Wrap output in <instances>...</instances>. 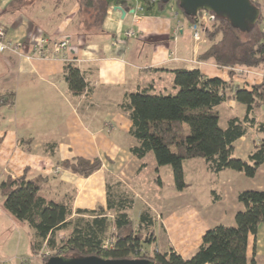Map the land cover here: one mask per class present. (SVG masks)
Listing matches in <instances>:
<instances>
[{"label":"crops","instance_id":"0c3cea01","mask_svg":"<svg viewBox=\"0 0 264 264\" xmlns=\"http://www.w3.org/2000/svg\"><path fill=\"white\" fill-rule=\"evenodd\" d=\"M109 1L106 18L95 31L83 28L82 10L76 0H0V26L10 41L23 45V56L11 52L0 55V93H15L13 108L0 109V182L7 175L20 177L26 169L28 178L40 174L47 179L41 196L54 202L68 200L73 216H77V210L105 207L107 187L113 181L122 187L129 184L138 187L148 180L144 175L145 157L138 158L132 152L139 144L130 134L133 124L121 107L125 95L142 90L150 94H174L170 71L178 69H197L206 78L231 80L247 89L264 77V69L219 68L212 61L200 60L209 43L202 34L198 40L193 38L192 24L179 9L176 11L174 2L163 10L156 4L148 11L149 5L143 0ZM128 31L134 36L127 38ZM41 38L47 40L49 48L66 40L70 51L57 57H37L33 48ZM116 58L127 62L123 69L107 62ZM67 63L83 75L86 89L80 96L73 95L64 80ZM191 65L196 67L188 68ZM216 110L219 124L221 120L225 123L224 127L220 125L222 128L230 118L242 120L246 115V108L234 100L224 102ZM254 117L257 123L264 124V107ZM262 140L264 131L250 128L246 136L233 144L235 157L246 160ZM76 157L98 159L101 167L87 178L58 167L60 162ZM187 162L183 163L185 174L193 175L197 170V174L212 175L202 160ZM154 171L161 187L162 169H157L156 163ZM231 172L213 176L230 180ZM261 189L264 188H258ZM2 200L0 195V219H6L13 227L11 230L24 229L30 236L25 225L3 210ZM235 201L232 213L243 209ZM134 203L139 205L137 200ZM136 205L133 210L139 211ZM139 213L131 216L134 227ZM3 229L0 240L7 242L12 234ZM199 241L188 247L192 249ZM172 250L184 259L192 256L184 255L183 250ZM17 257L19 264H42L32 257L29 243L28 252ZM251 260L264 264V224L249 238L248 261Z\"/></svg>","mask_w":264,"mask_h":264},{"label":"trees","instance_id":"16d2710c","mask_svg":"<svg viewBox=\"0 0 264 264\" xmlns=\"http://www.w3.org/2000/svg\"><path fill=\"white\" fill-rule=\"evenodd\" d=\"M76 1L82 10L83 28L99 30L110 1ZM251 2L260 9L258 2ZM157 5L160 10L167 6ZM261 14L260 10L258 22L249 32H240L227 20L212 14L213 20L203 31L209 46L199 59L212 61L219 68L264 69ZM186 18L190 24L196 21V17ZM170 74L174 94H150L148 90H142L125 95L121 107L133 124L130 134L139 144L132 150L133 154L143 158L144 153H151L157 169L170 168L174 188L179 192L188 188L184 180L185 161L202 160L206 171L212 175L233 171L254 178L264 165V140L255 145L244 161L235 157L233 144L246 136L250 128L264 131V124L257 123L254 117V113L264 107V77L247 89L234 85L231 80L206 78L197 69H178ZM229 76L234 77L232 72ZM64 80L75 96H80L86 89L83 75L71 63L64 67ZM228 100L243 105L246 115L242 120L230 118L222 128L216 108ZM14 101V92L0 93V109L13 108ZM58 167L87 178L100 169L101 162L76 157L60 162ZM46 181L40 174L28 178L26 169L20 177L7 175L0 182L3 210L31 232L32 257L39 256L44 250H55L59 255L52 256L145 259V256L139 257L138 252L143 244L154 242V219L148 209L142 210L134 227L131 219L133 197L122 190L113 191L119 184L107 187L105 207L77 210V217H74L68 200L54 202L41 196ZM157 183L160 185L159 179ZM237 201L243 209L235 214V224L217 225L207 230L191 257L184 259L170 250L156 252L149 260L155 264H255L254 260L248 261L249 238L264 224V191H241ZM62 230H68L69 234L58 243L55 234ZM143 234L147 236L141 238ZM52 256L41 258V263Z\"/></svg>","mask_w":264,"mask_h":264},{"label":"rangeland","instance_id":"374dc122","mask_svg":"<svg viewBox=\"0 0 264 264\" xmlns=\"http://www.w3.org/2000/svg\"><path fill=\"white\" fill-rule=\"evenodd\" d=\"M253 1L258 2L260 7L259 10H261V15H263L262 20L264 21V0ZM175 7L177 9L176 11H179L176 5ZM262 25H264V23H262L260 27H262ZM193 66L194 65L188 66V68H193ZM220 125L224 127L225 123L221 120ZM144 154L147 165L144 175L148 180H146V182L144 181L142 184L139 183L137 185L138 187L134 185L131 186L130 184L129 186L124 185L123 187L119 185V188L113 191L122 190L130 196L133 195V200H137L139 204L136 205V203H134V205L139 207L140 213L145 209L150 211L154 219V228L158 234V238H156L157 234L154 232V242L147 245L143 244L141 248L145 254H141L142 251L138 252L139 257L145 256L143 258L148 260L152 258L156 252L164 253L174 248L180 251L183 250L185 252L184 255H192L201 243V236L207 230L217 225L233 226L235 224L234 216L239 210L236 212L233 211L234 213H232L231 210L234 208L236 203L235 199H237V195L241 191L264 188V165L256 172L257 177L247 178L241 173L231 172V176H229L231 177L230 180L226 179V177L224 179H218V176L197 174V172H199L197 170L193 175L185 171L184 180L188 188L180 192L174 188L170 168H161L162 171L159 176L162 186L160 187L156 182L159 178L156 179L157 172L155 173L154 171V158L151 153ZM197 161L198 160H191V162ZM113 183L115 187L116 183L114 181ZM142 185L144 187H141ZM158 188L161 189V191H159ZM259 191H264V189ZM222 202H224L223 205ZM140 205H142V207H140ZM221 209H224V219L220 217L222 216ZM139 211H134L132 209L131 216L133 213L138 214ZM0 221V225L4 227L3 230L6 229L10 232L9 234H12L9 241L3 242L0 240V264H19V258L17 256L25 255L28 252V243L30 242L31 236H28L24 229L21 230L22 232L11 230L13 227L9 226V222L6 219L1 218ZM1 226L0 231L2 228ZM162 232L168 233L163 234ZM68 234V230H62L55 234V238L59 243L64 240ZM146 236L147 235L143 234L141 238H145ZM195 241H199L198 244L195 246L193 245L192 249L188 247ZM186 250L189 251L186 252ZM38 255L39 256L33 258L42 261L41 258H44L43 255L52 256L59 254L55 250H44ZM32 263L34 262L30 264Z\"/></svg>","mask_w":264,"mask_h":264},{"label":"water","instance_id":"95a60500","mask_svg":"<svg viewBox=\"0 0 264 264\" xmlns=\"http://www.w3.org/2000/svg\"><path fill=\"white\" fill-rule=\"evenodd\" d=\"M145 1V0H143ZM175 1L178 8L188 17H196L199 12H207L227 20L240 32H249L260 17V10L251 0H150L147 1L150 11L157 3L169 4ZM123 14L120 7H116ZM133 12V11H132ZM44 264H155L148 259L108 260L98 257H50Z\"/></svg>","mask_w":264,"mask_h":264},{"label":"built area","instance_id":"2783aa9c","mask_svg":"<svg viewBox=\"0 0 264 264\" xmlns=\"http://www.w3.org/2000/svg\"><path fill=\"white\" fill-rule=\"evenodd\" d=\"M214 16L207 12H199L196 15V21L191 26L192 36L195 40H198L200 35L203 34V31L209 26L210 22L213 20ZM264 23V21H262ZM264 28V25H262ZM264 30V29H263ZM127 38L133 37L134 34L131 31L125 33ZM23 45L21 43L10 41L6 35L3 27L0 26V55L6 53L17 54L18 56L22 55ZM69 43L66 40L59 41L57 43L51 44L50 48L48 46V42L45 38L39 39V41L34 45V54L40 58L49 57L51 55L53 57H57L58 55H62L63 53H69ZM28 58V57H26ZM141 254H145L143 250ZM139 251V252H140ZM50 255H43V257H49Z\"/></svg>","mask_w":264,"mask_h":264},{"label":"clouds","instance_id":"9594fccd","mask_svg":"<svg viewBox=\"0 0 264 264\" xmlns=\"http://www.w3.org/2000/svg\"><path fill=\"white\" fill-rule=\"evenodd\" d=\"M108 63H112L114 65H117L119 66L121 69H123V67L126 65V61L122 58H116L114 60H111V61H107Z\"/></svg>","mask_w":264,"mask_h":264},{"label":"flooded vegetation","instance_id":"af4514ba","mask_svg":"<svg viewBox=\"0 0 264 264\" xmlns=\"http://www.w3.org/2000/svg\"><path fill=\"white\" fill-rule=\"evenodd\" d=\"M175 3V1H173Z\"/></svg>","mask_w":264,"mask_h":264}]
</instances>
